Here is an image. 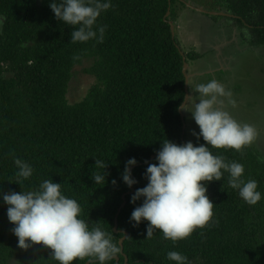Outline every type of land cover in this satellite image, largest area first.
I'll list each match as a JSON object with an SVG mask.
<instances>
[{
  "label": "trees",
  "instance_id": "obj_1",
  "mask_svg": "<svg viewBox=\"0 0 264 264\" xmlns=\"http://www.w3.org/2000/svg\"><path fill=\"white\" fill-rule=\"evenodd\" d=\"M50 2L0 0V264H59L42 244L18 247L3 194L36 190L43 180H53L61 183L64 195L77 200L81 219L90 227L99 222L111 233L121 195L130 191L122 173L131 158L137 161L131 172L137 183L124 196L117 216L119 231L113 230L117 243L122 230L129 233L123 240L128 264H175L167 259L168 251L182 253L189 264H264V198L254 206L246 204L229 186L227 172L222 180L201 182L207 185L214 215L208 226L197 228L186 239L174 244L159 230L147 238L148 221L136 227L130 222L134 209L143 203L141 198L133 204L131 197L147 185L148 165L157 163L156 156L144 161L156 155L166 139L189 142L178 110L185 94L181 48L168 22L175 23L176 6L184 9V3L111 0L112 7L97 21L107 26L104 42L73 44L72 26L55 18ZM216 2L233 14L237 24L249 27L253 45L264 48V0ZM227 47L224 54L232 60L230 50L237 47L233 42ZM199 56L186 53L191 60ZM79 66L93 81L80 100L69 102V84ZM191 142L206 144L202 137ZM208 147L226 162L243 164L244 179L256 180L264 194V162L258 159V149ZM13 156L34 169L22 186L16 183ZM96 159L107 163L104 186L92 179L98 171ZM123 262L120 254L118 264Z\"/></svg>",
  "mask_w": 264,
  "mask_h": 264
},
{
  "label": "clouds",
  "instance_id": "obj_2",
  "mask_svg": "<svg viewBox=\"0 0 264 264\" xmlns=\"http://www.w3.org/2000/svg\"><path fill=\"white\" fill-rule=\"evenodd\" d=\"M49 6L58 21L72 26L71 43L104 42L107 26L98 25L97 21L112 7L111 0H51ZM188 84L199 95L186 96L185 103L178 108L191 113L200 129L199 133L193 131L192 134L197 140L202 137L206 144L196 146L191 141L177 144L164 140L156 153L157 163L146 168L147 185L138 188L130 200L135 204L143 198L142 205L131 214L133 226L148 221L147 238L159 230L174 244L189 237L197 228L208 226L214 215V203L206 195L207 185L201 182L222 180L227 172L229 186L238 190L246 204L254 206L264 198L256 180L244 179L243 164L226 162L222 156L213 155L208 147L240 152L257 140L256 128L237 121L225 110L223 98L230 97L231 93L217 80L195 87ZM229 102L235 106L234 100ZM258 159L264 162V156ZM13 160L18 169L16 183L22 186L23 181L33 175L34 169L20 158L13 156ZM136 164L135 158L125 164L122 179L128 187L137 183L130 170ZM95 168L98 171L92 174V179L95 184L104 186L107 163L96 159ZM112 183L115 185L116 181ZM2 198L8 205L7 217L14 225L12 232L21 249L42 244L51 249V257L59 264H73L75 260L85 258H88V264H107L121 253L113 239V230L111 233L105 231L99 222L90 227L81 219V206L77 200L63 194L61 183L46 179L36 190L11 192L3 194ZM167 259L175 264H189L188 258L178 251H168Z\"/></svg>",
  "mask_w": 264,
  "mask_h": 264
},
{
  "label": "rangeland",
  "instance_id": "obj_3",
  "mask_svg": "<svg viewBox=\"0 0 264 264\" xmlns=\"http://www.w3.org/2000/svg\"><path fill=\"white\" fill-rule=\"evenodd\" d=\"M194 6H202L207 10H214L216 8V0H186ZM179 4V3H178ZM175 7V6H174ZM223 8V7H222ZM225 9V8H223ZM177 19L174 23V32L177 35V40L180 48L184 52H198L200 56L193 60H189V71H200L211 69L214 70L213 73H203L189 78L188 82L195 87L199 83H207L208 81L215 79L222 85L225 89L231 93L230 97H224V108L229 111L231 115L241 123H248L254 126L258 132L257 140L252 144L256 150L259 151V156H264V48H260L253 45L250 41V30L249 27L237 24L235 20L231 17H226L222 15H216L215 18H209L205 15H200L197 11H192L188 7L179 4L176 6ZM234 25L237 28V34L235 36L241 45L237 47L234 52L233 49L230 50L233 54V59L227 56L229 54H224L228 50L227 44L221 42L220 34H216L210 31L212 25L217 27H222L225 24ZM1 25V17H0ZM213 35V40L217 37L221 44H218L216 49L220 48L219 52V62L214 59L213 52H210L207 45H201L199 38L207 33ZM231 33V31H230ZM229 33V37L231 34ZM211 36H208L210 38ZM235 40V39H234ZM233 40V41H234ZM217 41V43L219 42ZM219 42V43H220ZM212 43V41H209ZM230 42L229 44H231ZM237 45V43H235ZM239 44V43H238ZM234 45V42H233ZM209 46V45H208ZM224 47V48H222ZM222 48V49H221ZM240 48V49H239ZM206 50L204 53L203 51ZM208 50V51H207ZM234 56L236 58H234ZM189 59V58H188ZM208 68V69H206ZM78 69V74L74 77L68 88L67 98L69 102H74L80 100L86 90L92 83V79L81 73V66L76 67ZM210 71V72H212ZM190 85L188 84V90L191 96L196 97L199 94L192 91ZM234 100L235 106H233L229 101ZM199 101L197 100V103ZM191 107V105H189ZM184 112L185 119V136L188 141H193L197 137L192 133L195 131L199 133V126L196 124L195 120L192 118L191 113L188 111ZM11 261V260H10Z\"/></svg>",
  "mask_w": 264,
  "mask_h": 264
},
{
  "label": "water",
  "instance_id": "obj_4",
  "mask_svg": "<svg viewBox=\"0 0 264 264\" xmlns=\"http://www.w3.org/2000/svg\"><path fill=\"white\" fill-rule=\"evenodd\" d=\"M179 1H182L185 6L189 7L192 10L198 11L200 13H204V14H208V15H228L225 12H220V11H216V10H207V9H205L202 6H194V5L190 4V2H188L186 0H179ZM169 13H170V8L168 6V9H167V11L165 13V17H164L165 19L169 15ZM229 16H232V15H229ZM168 22H169L170 30H171V33H172V38H174V34H175V32H174V24L171 21H169V20H168ZM180 53L182 55V61H183L181 71H182V73L184 75V91H185L184 98H183V100L181 102V104H183V103H185V97L191 95V93L188 90V82H187V80H189V77H191L192 74L191 73H187V69L189 68V63L186 61L185 56L183 55V51L180 50ZM178 110H179V108H178ZM179 114H180V117H181V120H182V130L184 131L185 125H186L185 119H184V112L181 111V110H179ZM155 156L156 155L152 154L149 157V159L146 160V161H144V162L146 163V162L152 160ZM132 168H133V166L130 169L131 172H132ZM129 189H130V191L125 192L124 194L130 193V192L133 191L132 187H129ZM121 198H122L123 201H122L121 205L118 207V209H117V211L115 213V216L113 218V223H114L113 224V230H114V232H118L119 231L117 229V216L119 214L120 208L125 203V201H124V195H122ZM122 233H123V236L119 238L118 244H119V247L121 249V253L120 254L124 256V262H123V264H128L127 263V258L125 257L124 252H123V240L129 235V233L127 231H124V230H122ZM118 259H119V257L116 258L115 264H118ZM85 264H88V260L85 262Z\"/></svg>",
  "mask_w": 264,
  "mask_h": 264
},
{
  "label": "flooded vegetation",
  "instance_id": "obj_5",
  "mask_svg": "<svg viewBox=\"0 0 264 264\" xmlns=\"http://www.w3.org/2000/svg\"><path fill=\"white\" fill-rule=\"evenodd\" d=\"M214 10H216V11H220V12H225V13H227L228 15H222V16H226V17H232V16H229V15H233V14H231L230 12H228L227 11V9H223L220 5H216V8L214 9ZM198 12V11H197ZM200 13V12H199ZM204 13H202V14H200V15H203ZM210 31H213L214 33H216V34H220L219 36H221L220 37V39H222V40H220L221 42L223 41V42H225L224 44H227V45H229V43L230 42H234V44L235 43H237V45L235 44V47L237 46L238 47V40H237V38H236V36H235V33L237 34V28H236V26L234 27V25H228V23L227 24H225L224 26H222V27H217L216 25H212L211 27H210ZM210 31H209V34H207V33H204L200 38H199V41L202 43L201 45H207V48L209 49V50H212V52H213V54L215 55L214 56V59H215V61L217 60L218 62H219V52H220V48L219 49H216V47H217V45L218 44H221V42L218 40V38L216 37L215 38V41L213 40V36L214 35H216V34H213V35H211L210 34ZM230 31H231V33H230ZM229 33L231 34V36H230V38H228L229 37ZM208 36H211L210 38H208ZM235 39V40H234ZM234 40V41H233ZM209 41H212V43H209L208 44V42ZM217 41H219L218 43H217ZM209 45V46H208ZM179 46V45H178ZM222 48H224V47H222ZM221 48V49H222ZM181 50V49H180ZM182 51V50H181ZM206 50H204L203 51V53L205 52ZM208 51V50H207ZM186 53L187 52H184L183 51V55L185 56V59H186V61H188L189 62V60H191V59H187V57H186ZM221 53V52H220ZM230 55V54H229ZM228 56V55H227ZM230 57V56H229ZM194 61V60H193ZM206 69H208V68H206ZM215 70V69H214ZM210 71H212L211 69H208V70H205V71H203V72H200V71H189V73H191L192 74V76L191 77H194V76H197V75H201V74H203V73H209ZM188 73V72H187ZM191 77H189V78H191Z\"/></svg>",
  "mask_w": 264,
  "mask_h": 264
}]
</instances>
